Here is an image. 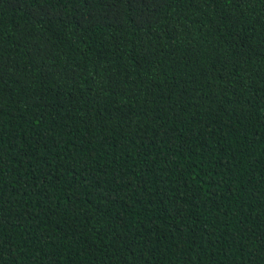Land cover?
Segmentation results:
<instances>
[{
    "label": "trees",
    "instance_id": "obj_1",
    "mask_svg": "<svg viewBox=\"0 0 264 264\" xmlns=\"http://www.w3.org/2000/svg\"><path fill=\"white\" fill-rule=\"evenodd\" d=\"M0 264H264V0H0Z\"/></svg>",
    "mask_w": 264,
    "mask_h": 264
}]
</instances>
